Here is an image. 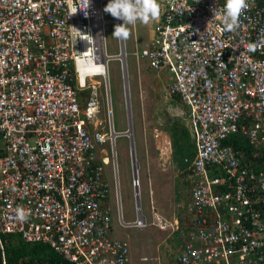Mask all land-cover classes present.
Instances as JSON below:
<instances>
[{
  "label": "built area",
  "instance_id": "obj_1",
  "mask_svg": "<svg viewBox=\"0 0 264 264\" xmlns=\"http://www.w3.org/2000/svg\"><path fill=\"white\" fill-rule=\"evenodd\" d=\"M102 2L0 0V233L46 243L66 264H132L128 242L110 237V160L95 154L98 143H112L119 197L114 141L128 129L88 127L99 113L91 78H103L110 101L109 59L121 60L129 93L124 40L118 55L106 53ZM225 2L162 0L152 35L133 52L137 64L143 57L150 70L169 72L167 96L188 109L195 153L180 172L189 187L184 227L177 218L168 227L152 199L153 221L142 214L138 163L137 218L120 221L178 231L173 264H264V167L224 143L238 133L264 149V0H248L232 32ZM163 147L172 152L170 138ZM18 206L30 212L26 222L15 219Z\"/></svg>",
  "mask_w": 264,
  "mask_h": 264
},
{
  "label": "rangeland",
  "instance_id": "obj_2",
  "mask_svg": "<svg viewBox=\"0 0 264 264\" xmlns=\"http://www.w3.org/2000/svg\"><path fill=\"white\" fill-rule=\"evenodd\" d=\"M109 3V0L102 2V14L104 20V36L106 53L116 56L120 53V39L113 37L115 26L118 19L113 18L110 14L104 11V8ZM156 20L143 24L139 21L135 26L130 27V36L125 42L126 60L129 81V93L125 91V79L123 77L122 63L118 57L108 60V75H109V89L110 101L106 95V87L101 76H94L91 78L92 83L98 85V111L99 119H101L105 112H108V125H106L100 132L110 133V124L112 123L114 131L124 132L129 128V123L132 125L135 154L138 163V176L140 179V201L142 207V214L145 215L149 221H153L151 207V195L154 197V187L160 182V173L162 171L168 172L166 168L162 170V166L156 164V159L150 155L155 151L148 148V139L153 141L152 134H149L154 129L164 130L165 122L170 117H179L187 124L186 113L188 109L178 99L168 97L166 87L169 84V72L164 69V78L162 84L154 83L151 89V97L147 96V88L145 83L138 80L141 75L146 73V64L148 60L141 57L139 65L136 64L134 52V40L137 45L141 44L152 35V29L155 26ZM123 23V21H122ZM142 42V43H141ZM138 67L141 71H138ZM160 73V71H151ZM160 79V78H159ZM156 84V86H155ZM158 85V86H157ZM128 97V100H127ZM111 108V110L109 109ZM166 131V130H165ZM153 143V142H152ZM147 146V147H146ZM114 149L116 152V168L119 197H115V177L112 171L113 158V145L107 140L104 143H98L95 148V154L98 159L107 156L110 163L106 166L105 175L109 182L110 194L108 198L109 213L111 216V233L110 237L125 239L130 248L132 264H168L170 260L175 262L176 256L179 253V244L181 236L176 235L175 232L170 234L171 230L165 232V235H170L169 238L164 239L162 231L156 225L149 224L146 228H138L133 225H124L120 221L121 218L124 222H132L137 218L136 210V197L132 186L133 168L131 160V141L127 135H118L115 137ZM150 150V151H149ZM148 154V156H147ZM150 158V159H149ZM158 163V162H157ZM173 166V167H172ZM160 170V171H159ZM171 173H176L174 181L181 180L180 169L175 165L169 167ZM174 183V182H173ZM178 183V182H177ZM175 185V184H174ZM172 186L174 188L175 186ZM177 188V187H175ZM159 191V190H158ZM162 201L154 204L157 207V212L165 218V221L172 223L175 218L181 228L184 227L187 215V199L185 188L176 189L177 193L173 194L172 200L165 202L166 196L169 195L168 185L167 189L161 190ZM153 193V194H152ZM165 194V196H164ZM170 227V225L168 226ZM162 235V236H161ZM157 241V242H155ZM142 256L146 258L143 260Z\"/></svg>",
  "mask_w": 264,
  "mask_h": 264
},
{
  "label": "trees",
  "instance_id": "obj_3",
  "mask_svg": "<svg viewBox=\"0 0 264 264\" xmlns=\"http://www.w3.org/2000/svg\"><path fill=\"white\" fill-rule=\"evenodd\" d=\"M174 98L178 99L176 96ZM163 128L170 137L173 163L178 169L182 170L186 165L184 158H192L195 153V145L188 124L184 123L179 117H169ZM224 143L231 144L234 148L243 152L245 158V161H242L243 163L249 161V165L256 167V169L264 167V153L261 157L253 156L259 148L255 147L242 135L232 134L224 140ZM259 151L264 152V149H259ZM175 234L178 235L179 232L177 231ZM0 243L3 250L4 264H57L61 262L66 264L65 260L50 245L42 242H26L16 233H0Z\"/></svg>",
  "mask_w": 264,
  "mask_h": 264
},
{
  "label": "clouds",
  "instance_id": "obj_4",
  "mask_svg": "<svg viewBox=\"0 0 264 264\" xmlns=\"http://www.w3.org/2000/svg\"><path fill=\"white\" fill-rule=\"evenodd\" d=\"M248 8V0H226L222 18L225 29L230 32L235 31L240 25L241 16ZM104 11L118 19L119 24L115 26L113 37L127 40L130 36L129 26H135L137 21L146 25L159 18L162 11V0H109ZM216 11L217 9L214 10V16ZM122 21L123 23L120 24ZM136 45H134V49ZM249 47L251 50H255L257 45L253 44ZM97 70L102 74L106 68L102 63H97ZM29 215L30 212L23 206H18L15 209V219L18 222H26Z\"/></svg>",
  "mask_w": 264,
  "mask_h": 264
},
{
  "label": "crops",
  "instance_id": "obj_5",
  "mask_svg": "<svg viewBox=\"0 0 264 264\" xmlns=\"http://www.w3.org/2000/svg\"><path fill=\"white\" fill-rule=\"evenodd\" d=\"M157 21V19H156ZM155 21V22H156ZM134 43L137 44L136 40H134ZM142 43V42H141ZM144 43V42H143ZM142 43V44H143ZM137 64V63H136ZM139 65V61H138V64ZM147 71L146 73L143 75H141L140 77H138V80H140L142 83H145V87L147 88V96L148 97H151V89L154 87V83H160L162 84L163 82V78H164V73H162V71H160V73H155L154 75L152 74L153 72H151V70L149 69L148 67V64H146V68H145ZM138 71H141V69L138 67ZM160 78V79H159ZM168 82H170L171 80V77L169 75L168 77ZM156 86V84H155ZM158 86V85H157ZM153 95V94H152ZM99 114V113H98ZM103 117L101 119H99V115L96 116V119L91 122L89 124V129L91 131H101L103 130V128L107 125L108 126V112H105L104 115H102ZM130 126V125H129ZM132 126V125H131ZM149 134H152V138H153V141H150L148 139V147L146 148V153L148 152V148L152 151H155L154 153H151L150 155L152 156V154L154 155V157H151V159H156L157 162H154L153 165L155 166L156 164L159 166H162V170H165L163 168H166L168 170V172H164L162 171V173H160V182H158V185L156 187H154V197L153 195H151V198L158 202L162 201V195H161V190L163 189L164 187V190L167 189V185H168V192H169V196L165 198V202L168 200H172V197H173V194L175 196V194L177 193L176 189L178 190L180 187L181 188H185V191H186V199H187V204L189 202V187H188V184L187 182L185 181H182V180H178V181H174V176H176V173H171V170H169V167L171 165H174V161H173V157H172V152L171 153H166L163 145H164V142L168 139L169 140V134L165 131V130H162V129H154L153 131H151ZM153 142V143H152ZM149 150V151H150ZM148 156V154H147ZM150 159V158H149ZM173 167V166H172ZM155 168H157L155 166ZM160 169V167H159ZM178 169V168H177ZM160 171V170H159ZM181 172V171H180ZM177 177V176H176ZM181 179V178H180ZM174 182V183H173ZM178 182V183H177ZM175 184V185H174ZM175 186L177 188H172V186ZM159 190V191H158ZM153 194V193H152ZM165 196V194H164ZM119 217H121V211H120V214H119ZM165 232H168V231H165ZM165 232H162V235L164 236ZM161 235V236H162ZM170 235H165L164 239L166 241V238H169ZM157 242V241H155ZM146 257L145 256H142V259L144 260ZM168 264H173V261H169L167 262Z\"/></svg>",
  "mask_w": 264,
  "mask_h": 264
},
{
  "label": "water",
  "instance_id": "obj_6",
  "mask_svg": "<svg viewBox=\"0 0 264 264\" xmlns=\"http://www.w3.org/2000/svg\"><path fill=\"white\" fill-rule=\"evenodd\" d=\"M128 100V98H127ZM128 135L130 136V141H131V159H132V163L136 166L137 164V159H136V154H135V147H134V138H133V129L132 126L130 124L129 128H128ZM134 175H135V171H134ZM0 264H4V260H3V250H2V245L0 243Z\"/></svg>",
  "mask_w": 264,
  "mask_h": 264
}]
</instances>
